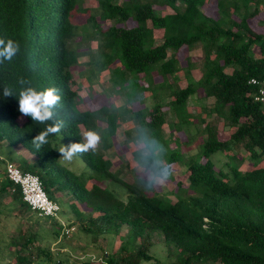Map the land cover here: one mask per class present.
<instances>
[{"label":"trees","instance_id":"trees-1","mask_svg":"<svg viewBox=\"0 0 264 264\" xmlns=\"http://www.w3.org/2000/svg\"><path fill=\"white\" fill-rule=\"evenodd\" d=\"M115 1L95 0L91 12L86 0H0V37L18 41L21 49L11 61L0 62V144L31 156V161L19 158L16 167L37 176L50 201L59 205L65 197L70 200L73 220L67 227L76 224L93 242L107 234L119 236L125 228L117 249L99 257L102 262L85 259L77 264L149 262L150 233L173 248L177 264H264V107L253 101L254 88L248 84L251 78L264 79V33L250 24L264 28L259 17L264 0H214L211 7L204 0ZM165 9L171 12L163 13ZM75 16H84V22L79 24ZM102 23L108 26L103 29ZM76 39L94 41L95 53L73 46ZM180 49H197L200 56L185 57L182 66ZM82 56L88 57L86 64L95 77L108 73L112 99L128 108L136 133L145 127L164 145L168 179L172 164L184 167L182 181H173L172 189L145 191L138 177L128 183L118 170H111L112 162L104 155L114 146L119 110L108 101L79 108L71 68ZM193 69L199 73L195 81ZM178 73L185 78L184 87L176 83ZM21 79L28 85L20 84ZM25 86L59 90L54 120L66 122L58 134L65 145L80 142L84 130L101 134L96 153L77 156L90 175L74 174L58 162L52 146L56 135L39 151L33 146V137L45 125L19 112L16 96ZM5 88L14 96L4 97ZM196 92L212 99L202 116H193L186 107ZM145 93L152 100L150 108L144 107ZM211 115L228 128L227 139L217 138L214 120H205ZM168 119L175 120L171 124L176 131L184 128L186 141L190 122L198 125L193 136L204 135L198 159H184L177 147L168 148L160 134ZM240 149L248 165L237 156ZM224 150L227 158L216 167L209 156ZM142 152L136 143L131 168L143 163ZM5 162L0 160V202L9 197L20 212L31 215L18 188L4 177ZM103 182L121 187L124 198L101 186ZM42 220L52 224L43 228L34 222L32 229L9 234L6 251L11 262L0 257V264L51 262L47 245H36L31 258L33 242L61 237L56 221Z\"/></svg>","mask_w":264,"mask_h":264},{"label":"rangeland","instance_id":"rangeland-1","mask_svg":"<svg viewBox=\"0 0 264 264\" xmlns=\"http://www.w3.org/2000/svg\"><path fill=\"white\" fill-rule=\"evenodd\" d=\"M121 0H117L115 2L120 3ZM205 5L211 7L214 0H204ZM85 6L94 12L95 10V0H86ZM169 9L163 10V13H170ZM259 17L264 18V9L262 10V15ZM76 22L82 24L84 22V16H75L74 18ZM251 27L259 32L264 33V28H258L255 26V22H250ZM102 28L104 29L108 26V23H102ZM75 44H78L79 49L83 51H88L89 54L95 53V42L94 41H82L80 42L79 39L75 40ZM156 44H159V39L155 41ZM180 64L184 65V58H190L191 60H196L200 56V51L195 49L192 51H186L185 49H180L177 54ZM88 60L87 56H82L79 58V65L77 67L71 68V73L73 77V89L76 90L78 97L81 100L79 108H92L94 105H100L101 103H105L106 101L112 102L114 106H116L119 110L120 115V126L118 127L117 135L114 139V146L108 149L105 152V158L112 162V171L118 170L119 175L128 183H132L135 177L142 175V172L138 171V165H132L131 168L129 161L133 157V151L135 150V144L133 140L136 137V129H135V122L129 119L128 114H126L125 110L128 108L125 107L118 99H112V90L111 85L108 80L109 75L108 73H103L101 76H94L92 67L86 64ZM192 80H197L199 77V73L197 69H193L190 72ZM138 77V76H137ZM178 81L176 82L178 86L184 87L186 84L185 78L182 76L181 73L177 74ZM140 81L141 78H139ZM143 84V83H142ZM110 99V100H109ZM145 102L144 107L150 108L152 106V100L149 97L148 93H145ZM164 99L163 101H165ZM187 110L191 112L193 116L196 115H203V112L208 110L212 107V99H204L202 97L201 92H196L192 95L187 101ZM206 121L214 120L215 128L217 130V138L219 140H225L228 137V128L224 127L222 122L215 118L213 115L207 116L205 118ZM174 123V119L172 120ZM171 119H168L166 123L161 127L160 134L162 138L167 142V146L169 149L178 148L184 157V159L193 156V160L198 159L199 154L201 152V140L204 139V135L202 136H193L197 131V126L190 122L188 126V141L185 138L184 128L183 130L176 131L175 126H173ZM179 124L177 125V127ZM176 132L179 133L176 136ZM134 142L132 143L131 140ZM186 142H188L187 145ZM60 144H64L59 135H56L52 146L54 147L57 155H58V162L65 167L67 170L73 172L77 175H83L87 177L91 173L81 162L78 157H75L71 162L64 161L60 158V153L58 149ZM4 146L5 144H0ZM65 145V144H64ZM228 150L224 151H216L209 156V159L214 163L216 167H220L222 163L226 160V154ZM0 154L2 151L0 149ZM231 154V152H230ZM236 154L239 158H242L243 165H248L249 160L247 159V154L243 150H237ZM180 155V154H179ZM256 160V159H255ZM233 163V162H231ZM171 174L170 178L163 183L156 187L158 192L165 193L168 190L173 188V181H182L183 178V171L184 167L179 166L176 168L174 164L171 167ZM101 186L105 187L108 190H111L119 197L124 198V192L121 187H119L115 183H108L103 182L100 183ZM70 200L65 197L64 201L59 204L60 212L58 213V217L63 222L68 223L71 222L73 219L72 213L68 210L67 203ZM18 204L11 201L9 197L4 198L0 202V257L1 262H11V259L7 255L6 251V244L9 238V234H13L15 230H19L20 232L25 231L27 228L31 226L33 228V223L37 222L43 226V228L49 227L52 223L51 222H44L41 217L36 216L34 213L31 215L23 214L19 211ZM125 233V228L121 227L120 235L122 236ZM118 235L114 234H107L104 236L98 237L97 241H92L89 236L80 232L77 228L76 224H73L72 231L66 235L58 237L56 240L47 239L45 241H37L33 242V249L31 250V258L34 257V248L36 245L43 247L47 245L48 251L50 253L51 262L45 263L44 261H38L36 264H77L81 262V260L89 259L96 260V258L102 256L103 254H110L113 253L120 244V239ZM149 253L152 256V260L143 264H177L176 262V255L174 253L173 248L165 247L162 238L157 233H150L149 234ZM97 262V261H94ZM214 264V263H209Z\"/></svg>","mask_w":264,"mask_h":264},{"label":"clouds","instance_id":"clouds-1","mask_svg":"<svg viewBox=\"0 0 264 264\" xmlns=\"http://www.w3.org/2000/svg\"><path fill=\"white\" fill-rule=\"evenodd\" d=\"M20 44L11 38L0 37V62L11 61L20 52ZM22 85H28L24 79L19 81ZM4 97H13L11 89L5 88ZM18 110L23 116L30 117L32 121L45 125L32 139L31 143L39 151L44 145L49 143V137L58 135L66 127L63 120H54V109L61 101L59 90L55 87H47L38 90L32 86H25L19 91ZM50 121H54L49 123ZM102 143V136L95 130H84L81 133L80 142L70 143L68 145L60 144L56 150L60 153V158L71 162L80 154L92 152L96 153ZM136 143L143 146L141 159L143 163L137 161L138 171L142 175L138 176V183L145 191L154 190L162 185L168 179V166L165 159L166 148L160 140L151 135L145 127L137 129Z\"/></svg>","mask_w":264,"mask_h":264},{"label":"built area","instance_id":"built-area-1","mask_svg":"<svg viewBox=\"0 0 264 264\" xmlns=\"http://www.w3.org/2000/svg\"><path fill=\"white\" fill-rule=\"evenodd\" d=\"M248 84L254 88L253 101L264 107V79L251 78L248 80ZM4 177L13 186L18 188L21 201L34 212L36 216L53 219L59 224L61 236H66L72 231V226L67 227L65 222L58 217L60 206L46 197L37 176L22 172L14 164L6 161L4 166ZM94 261L102 262V259L98 257Z\"/></svg>","mask_w":264,"mask_h":264},{"label":"crops","instance_id":"crops-1","mask_svg":"<svg viewBox=\"0 0 264 264\" xmlns=\"http://www.w3.org/2000/svg\"><path fill=\"white\" fill-rule=\"evenodd\" d=\"M0 149L2 151V154H0V158L5 161H8L11 164H14L15 166L19 158H24L27 161L32 160L31 156L27 155L24 151H19L17 149L10 148L7 145H0Z\"/></svg>","mask_w":264,"mask_h":264}]
</instances>
